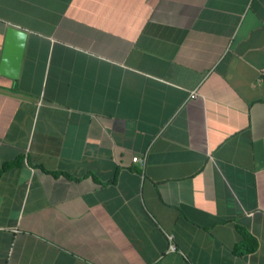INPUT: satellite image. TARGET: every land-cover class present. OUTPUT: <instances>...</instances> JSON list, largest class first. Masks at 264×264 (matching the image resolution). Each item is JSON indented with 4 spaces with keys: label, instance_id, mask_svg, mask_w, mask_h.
Masks as SVG:
<instances>
[{
    "label": "crops",
    "instance_id": "1",
    "mask_svg": "<svg viewBox=\"0 0 264 264\" xmlns=\"http://www.w3.org/2000/svg\"><path fill=\"white\" fill-rule=\"evenodd\" d=\"M10 25L0 264H264V0H0V63Z\"/></svg>",
    "mask_w": 264,
    "mask_h": 264
},
{
    "label": "water",
    "instance_id": "2",
    "mask_svg": "<svg viewBox=\"0 0 264 264\" xmlns=\"http://www.w3.org/2000/svg\"><path fill=\"white\" fill-rule=\"evenodd\" d=\"M27 40L28 32L23 28L13 25L7 28L0 63L1 75L13 79L20 77Z\"/></svg>",
    "mask_w": 264,
    "mask_h": 264
},
{
    "label": "built area",
    "instance_id": "3",
    "mask_svg": "<svg viewBox=\"0 0 264 264\" xmlns=\"http://www.w3.org/2000/svg\"><path fill=\"white\" fill-rule=\"evenodd\" d=\"M191 93H192L191 94L192 97L196 96V94H197L196 90H193ZM133 161L134 162H141L142 164H144L146 162V158L145 157H140V156H134L133 157ZM171 249H175L174 244H171Z\"/></svg>",
    "mask_w": 264,
    "mask_h": 264
},
{
    "label": "trees",
    "instance_id": "4",
    "mask_svg": "<svg viewBox=\"0 0 264 264\" xmlns=\"http://www.w3.org/2000/svg\"><path fill=\"white\" fill-rule=\"evenodd\" d=\"M248 251L250 250V249H247Z\"/></svg>",
    "mask_w": 264,
    "mask_h": 264
}]
</instances>
